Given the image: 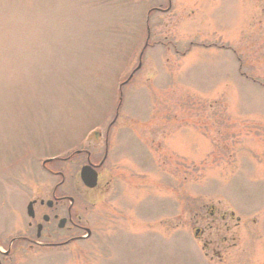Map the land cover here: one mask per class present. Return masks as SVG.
Returning <instances> with one entry per match:
<instances>
[{
  "label": "rangeland",
  "instance_id": "1",
  "mask_svg": "<svg viewBox=\"0 0 264 264\" xmlns=\"http://www.w3.org/2000/svg\"><path fill=\"white\" fill-rule=\"evenodd\" d=\"M159 3L0 0V234L26 233L57 171L90 228L16 264H213L194 216L211 206L255 218L243 251L264 259V0H172L148 20ZM95 128L116 161L103 196L79 177L86 152L70 155L101 152L81 141Z\"/></svg>",
  "mask_w": 264,
  "mask_h": 264
},
{
  "label": "flooded vegetation",
  "instance_id": "2",
  "mask_svg": "<svg viewBox=\"0 0 264 264\" xmlns=\"http://www.w3.org/2000/svg\"><path fill=\"white\" fill-rule=\"evenodd\" d=\"M171 7L172 0H167L166 8H163L162 3H159L156 6H152L150 9L157 12H166L170 11ZM91 135L93 139L96 140V145L99 146V150L101 151L99 154L96 153L95 156L92 157L90 151L83 150L84 148H78L70 155L81 151L86 152L85 163L82 166L90 164L97 171L98 180L96 186L92 188L83 185L90 191L100 186L103 196L104 193L110 189L111 181H113L114 178L111 176L113 175L111 173L104 178L101 174L102 168L109 165L110 162H116L113 160L108 161L113 137L110 133V129L107 130V128L104 133L96 130ZM91 135H86V137L81 140L82 143L86 142ZM69 156L67 155L61 159L68 158ZM55 176L58 179L60 178V180H57L54 184L48 198L43 199L36 196V198H32L27 202L26 215L30 220L26 222L27 230L25 234L19 233L17 235H12V231L17 230V227L19 228L15 223L13 225L11 223L9 226L2 228L4 235L0 234V264H16L14 262L17 257L16 254L25 247V244H27L30 249L34 247L44 249L61 248L71 245L76 240L89 237L90 228L80 224L81 216L78 215L75 210L74 197L65 192L58 191V188L65 182L64 174L57 171L55 172ZM29 204H31L30 214L27 212ZM194 216L195 222L200 225V228H195L196 239H199L203 252L210 258L213 264H264V259H249L248 252L246 250L243 251L244 247L253 241V224L256 223L255 218H249L248 220L244 219V221H242V218L236 216L232 210L222 211L221 209L215 208V206L208 207L201 212L195 213ZM182 226H187V224ZM49 229L56 231L58 235L61 233H66V235L58 236L57 239H52L53 235L49 233L44 235L45 230ZM80 230H85L86 233L78 234ZM33 231L35 237H33L34 235L32 236ZM239 238L243 239L244 242L241 249H238V243L236 242ZM209 252H211V255H209ZM242 257H244V259H242Z\"/></svg>",
  "mask_w": 264,
  "mask_h": 264
},
{
  "label": "water",
  "instance_id": "3",
  "mask_svg": "<svg viewBox=\"0 0 264 264\" xmlns=\"http://www.w3.org/2000/svg\"><path fill=\"white\" fill-rule=\"evenodd\" d=\"M90 169V167H84L82 169L81 175L86 184H88L89 186H94L96 183V172L92 174Z\"/></svg>",
  "mask_w": 264,
  "mask_h": 264
}]
</instances>
